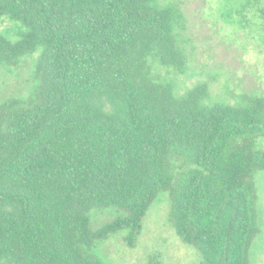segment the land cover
<instances>
[{"label": "trees", "instance_id": "obj_1", "mask_svg": "<svg viewBox=\"0 0 264 264\" xmlns=\"http://www.w3.org/2000/svg\"><path fill=\"white\" fill-rule=\"evenodd\" d=\"M243 1L264 25V0ZM3 19L26 31L0 33V66L38 57L31 94L0 100V264H109L96 242L133 247L162 192L200 264H253L264 91L212 100L154 71L187 70L183 0H0Z\"/></svg>", "mask_w": 264, "mask_h": 264}, {"label": "rangeland", "instance_id": "obj_2", "mask_svg": "<svg viewBox=\"0 0 264 264\" xmlns=\"http://www.w3.org/2000/svg\"><path fill=\"white\" fill-rule=\"evenodd\" d=\"M168 0H160L165 2ZM187 15L188 65L185 73L175 74L154 62V71L172 79L180 92L208 82L212 100L233 101L240 91H264V25L243 0H183ZM26 29L19 22L0 21V33L11 39ZM38 54L28 56L16 69L0 66V100L25 97L35 87ZM238 85V86H236ZM260 232L253 245V264H264V170L258 172ZM168 193L148 211L142 231L133 247L124 241L121 230L107 240H98L94 252L109 264H147L158 258L167 264H200L197 250L185 244L169 221ZM114 207L92 210L91 225L98 228L119 216Z\"/></svg>", "mask_w": 264, "mask_h": 264}]
</instances>
